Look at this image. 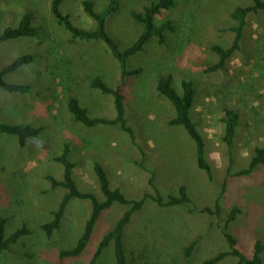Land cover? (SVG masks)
<instances>
[{
	"label": "rangeland",
	"instance_id": "374dc122",
	"mask_svg": "<svg viewBox=\"0 0 264 264\" xmlns=\"http://www.w3.org/2000/svg\"><path fill=\"white\" fill-rule=\"evenodd\" d=\"M83 0H62L60 10L72 23L92 30L95 22L83 10ZM101 11L107 0H92ZM153 0H117V9L106 19V30L120 49L130 45L142 25L132 12L141 11ZM51 0H0V31L16 26L24 13L36 15L38 37H18L0 43V70L23 54L32 63L8 73L9 83L30 85L29 93H9L0 87V122L30 124L42 128L37 138L24 147L15 135L0 133V215L8 219L6 235L26 225L30 233L0 253V264H88L101 237L111 230L127 209L118 202L102 211L83 253L61 260L58 253L73 247L91 211L87 199L68 202L60 227L46 236L41 225L51 221L66 189L52 188L46 176L62 177L63 167L52 159L68 145V158L75 161L73 178L81 191L104 199L93 170V162L104 166L113 188L127 198L139 199L151 191L150 172L163 196L177 195L184 185L197 209L213 208L230 166L227 145L222 141L223 109L240 114L232 152L233 174L249 164L254 147H264V10L247 17L240 47L224 67L210 73L203 69L217 62L211 50L232 43L236 24L231 12L248 6L251 0H176L175 8L156 17L167 20L174 30L164 44L152 37L143 50L127 59L128 69L140 72L128 77L124 88L125 117L134 130L135 141L145 154L132 145L128 134L117 125L89 128L75 122L67 109V99L77 97L92 117H115L113 97L90 86L99 76L114 86L119 79L118 61L100 40H73L50 12ZM160 77H170L181 93V81L191 80L196 90L192 119L205 142V157L213 179L196 163L195 143L181 125L169 126L174 117L171 102L156 91ZM15 195V197L13 196ZM15 199V200H14ZM220 215L189 213L188 206L161 207L146 200L124 229L123 242L128 264H203L228 249L222 236L224 219L232 207L239 208L228 232L237 247L250 256L256 240L264 242V164L246 176L231 177L219 197ZM197 244L190 256L184 248ZM226 257L218 264H235ZM94 264H116L110 243ZM264 264V252L262 253Z\"/></svg>",
	"mask_w": 264,
	"mask_h": 264
},
{
	"label": "trees",
	"instance_id": "16d2710c",
	"mask_svg": "<svg viewBox=\"0 0 264 264\" xmlns=\"http://www.w3.org/2000/svg\"><path fill=\"white\" fill-rule=\"evenodd\" d=\"M251 1V5L238 6L231 12L230 16L236 22V24L230 28L234 32L232 43L226 48L218 44L212 45L211 50L219 56V59H217L216 63L205 67L203 72L210 73L221 70L227 62L226 60L231 57L234 51L239 49L243 28L247 23V17L252 13H258L259 11L264 10V0ZM61 2L62 0H51L50 3V12L56 19L57 23L69 32L73 40L79 39L86 41H102L112 54V57L118 61L120 68L119 79L114 86L108 85L99 76H95L90 79V86L93 89H97L102 94L112 95L116 112L114 118L110 119L105 117L90 116L87 109L82 106L78 98L74 96H70L67 99L66 104L68 111L75 122H79L89 128L95 127L97 125H117L122 131L128 134L133 143L132 145L136 146L143 156L144 152L140 145H138L135 141L134 130L125 117L124 108V88L126 81L129 76L138 74L140 72V68L128 69L126 63L130 56H133L134 54L143 50L146 43L152 37H156L159 44L165 43L167 32L173 31L174 26L169 20L158 25L156 24V17L161 16L165 11H168L171 8H175L176 0H153L148 5L143 6L141 11L132 12L133 20L142 25V30L138 37L124 49L119 48L117 42L107 32L105 25L107 17L117 9V0H107L106 5L101 11L95 10L92 0L82 1L84 12L95 22V27L92 30H85L75 26L70 20L69 15L62 13L60 10ZM37 18L38 17L36 15L34 16L30 13H24L20 17L16 26L6 27L0 31V43L18 37H38L39 29L34 25V23L37 22ZM33 60V55L23 54L19 55L6 66H4L0 70L1 89L9 93H29L31 90L30 85L9 83L4 79V77L15 69L32 63ZM181 89L182 92L178 93L172 87L170 77H160L157 80V93L166 97L175 109L174 117L166 120L165 123L169 126L181 125L185 128L188 135L195 143L194 148L196 150L197 166L206 172L208 179L211 181L213 179V171L211 165L208 163L205 157V142L191 116V110L194 105L196 95L194 83L191 80L183 79L181 81ZM223 111L224 116L222 118V122L224 123V129L222 141L227 145L226 148L228 149V154L230 157V166L222 182L219 197L225 192L231 177L249 175L258 165L264 164V147H254L252 150L253 155L251 156L247 167L238 170L233 174L230 173V167L233 163L232 148L235 144L234 140L236 128L239 125L240 114L229 107H225ZM41 131V127L32 126L30 124H7L0 122V133H9L15 135L18 139V144L21 147L26 145L29 138H37ZM69 152L70 149L68 145H64L62 153L52 157L54 161L62 165V177L57 179L49 175L45 178L49 181L52 188L61 186L66 189V193L62 197L57 209L53 212L52 220L42 224L41 229L48 237L51 236L54 231L58 230L62 217L65 213L66 206L72 198L89 200L91 203V211L89 217L85 221L84 228L81 235L77 239L76 244L71 248L62 249L59 251L58 257L61 260L77 258L83 253L90 241L93 230L102 211L109 208L115 202L126 205L127 209L116 221L114 227L101 237L88 264H94L110 243L113 245L115 263L128 264L123 242V231L129 224L132 215L142 208L146 200L153 201L158 206H160V208L184 205L188 206L187 210L189 213L199 211L208 213L210 215H220L221 208L219 205V197L217 198L213 208L204 207L202 209H197L193 205V202L184 185L179 187L177 195L163 196L155 185L154 173L152 171H149L150 176L147 179V184L151 188V191L144 192L143 196L139 199H129L119 188L111 187L110 179L106 169L102 164L94 161L93 170L98 181L99 189L104 196V199L100 200L94 193L90 191H81L78 188L73 178L76 164L75 161L73 162L68 158ZM13 196L15 197V195ZM239 212V208L235 206L232 207L225 217L221 229L223 233L222 236H224L228 244V249L218 252L216 255L205 260L203 264H218L220 261L230 256L236 259L235 264H262L264 242L256 240L254 242L251 255L247 256L237 247V239L228 232L229 224L234 221ZM7 221L8 219L6 217L0 215V253L3 250L8 249L10 245L16 243L20 237L30 233V229L26 225H22L21 227L14 230L11 234L6 235L5 225ZM196 244L197 240H193L184 248L186 257L190 256Z\"/></svg>",
	"mask_w": 264,
	"mask_h": 264
},
{
	"label": "crops",
	"instance_id": "0c3cea01",
	"mask_svg": "<svg viewBox=\"0 0 264 264\" xmlns=\"http://www.w3.org/2000/svg\"><path fill=\"white\" fill-rule=\"evenodd\" d=\"M141 147V146H140ZM143 150V149H142ZM144 154H145V152H144Z\"/></svg>",
	"mask_w": 264,
	"mask_h": 264
}]
</instances>
